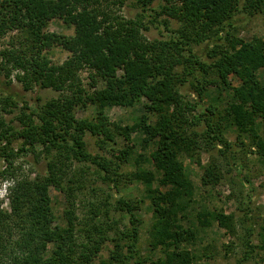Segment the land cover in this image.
Here are the masks:
<instances>
[{
    "label": "trees",
    "instance_id": "16d2710c",
    "mask_svg": "<svg viewBox=\"0 0 264 264\" xmlns=\"http://www.w3.org/2000/svg\"><path fill=\"white\" fill-rule=\"evenodd\" d=\"M139 1L143 5L151 2ZM163 1V12L178 20L181 29L175 38L147 41L140 34L144 25L108 15L98 0H0V41L14 32L8 46L0 51L1 66L16 70L15 79L25 90L37 85L60 92L40 104L37 113L22 105L18 125H7L0 118V161L6 162L0 175L11 183L10 210L0 208V249L3 243L11 242V229H18L10 252H0V264H94L107 240L113 248L107 258L100 256L98 264H129L130 260L131 264H197V256L188 246L195 244L198 230L183 224L195 191L182 158L192 156L203 142L219 146L221 152L228 151L230 144L224 138L221 121L213 118L215 108L206 109L207 114L191 115L195 107L177 88L183 80L178 78L176 68L183 65V70L195 73L192 86L199 98L205 92L204 82L218 81L230 88L233 100L225 107V114L236 127L237 136L258 138L257 120L264 121V84L256 71L264 67V41L231 37L228 46L212 50L210 56H217L212 62L217 80H209L206 75L210 65L192 51V43L200 42L215 26L221 30L231 26L239 0ZM247 2L264 14V0ZM53 18L72 26L73 34L49 31ZM52 45L68 51L62 63H53L43 52ZM82 68L89 71L91 88L101 82L99 89L89 91L83 86L78 74ZM230 74L238 78V86L230 87ZM13 100L12 94L0 96V102L9 107L6 112L18 106L19 102ZM139 102L144 113L133 125L116 127V132L126 141L131 140V132L140 133L143 146L152 148L146 160L154 163L156 171L142 165L145 159L140 154L133 158V170L120 169L119 164L129 163L133 153L128 145L116 155L121 163L90 154L83 139L86 131L113 139L115 131L105 109ZM87 104L96 106L94 120L75 116L76 108ZM149 116L155 120L149 121ZM199 124L202 131L196 129ZM16 141L19 145L14 151L11 146ZM259 143L260 151H264ZM28 153L45 160L43 171L32 178L19 175L12 165L16 155ZM72 161H89L100 168L117 195L116 207L128 216L124 229H113L114 222L95 219L85 224L96 235H90L87 241L78 239L75 187L65 184ZM218 177L214 164L203 167L202 185L215 183ZM121 180L138 181L146 187L155 218L150 243L153 249L161 247V255L154 260L145 259L138 247L141 220L135 211L139 202L119 195ZM52 186L65 197L61 221L52 209ZM196 218L201 228L216 222L228 232L234 230L233 216L221 210H201ZM109 231L114 233L110 238ZM249 233L244 244L251 251ZM261 235L264 246V232ZM247 252L237 264L248 258Z\"/></svg>",
    "mask_w": 264,
    "mask_h": 264
},
{
    "label": "rangeland",
    "instance_id": "374dc122",
    "mask_svg": "<svg viewBox=\"0 0 264 264\" xmlns=\"http://www.w3.org/2000/svg\"><path fill=\"white\" fill-rule=\"evenodd\" d=\"M100 8L112 17L122 19L137 20L143 28L140 34L147 41L169 40L177 36V31L181 29V23L163 12V0H151L150 4L143 5L139 0H98ZM264 9V6H263ZM231 26H224L218 29L206 31L200 38V42L192 43V51L197 53L198 57L206 61L210 66L207 73V79L217 80L212 62L217 58L211 57L212 50L225 48L229 45V38L236 37L244 41H251L254 38L264 41V14L260 10H255L248 6L247 0L238 1V10L230 20ZM48 30L55 33L70 36L73 34V27L67 25L60 18H53L48 24ZM14 32H8L0 41V51L8 46L11 35ZM47 54L53 63H62L69 53L61 46L52 45L43 51ZM183 65L177 66L176 72L178 78L183 81L177 84L181 95L195 107L191 115L206 113V109L215 108V115L222 123L224 138L229 142V150L221 152L219 146L203 142L199 150H195L192 156L182 158L187 176L191 179L194 186V202L190 205L183 218L185 226L195 227L198 230V237L195 244L188 246L195 252L197 264H237V262L247 252L248 258L242 264H264V246L261 235L264 227V151H260L259 141L264 146V121L257 120L258 138L243 134L237 136V130L231 124L225 114V107L231 102L232 92L230 88L215 81L207 84L202 97H198L193 90L195 73L190 74L183 70ZM260 81L264 84V67L256 71ZM16 70H9L1 66L0 59V96L6 94L13 95V101H18L16 108L12 112H6L9 109L0 102V118H3L7 125H18L17 117L23 111L22 105H28L31 110L37 113L40 104L51 98H56L60 92L51 88H40L34 85L31 89L25 90L23 85L15 79ZM80 81L89 91L99 89L102 84L97 83L96 88L90 87L89 71L82 68L79 71ZM230 87L238 86V78L230 74L228 76ZM211 105V106H210ZM29 112V110H24ZM143 103H135L132 106H110L105 109V114L114 129L113 139L108 140L100 132L95 134L86 131L83 139L86 143V149L92 155L104 157L116 163V155L125 146L133 149L129 163L119 164L120 169L130 171L134 169L133 158L140 154L145 162L142 165L156 171L152 161L148 162L151 146L144 147L143 136L138 132L130 133V141L116 132V127L131 126L137 122L138 118L144 113ZM96 106L87 104L85 107H78L75 110L77 118H86L94 120ZM190 115V117H192ZM155 118L149 116V121L153 122ZM203 126L199 124L196 129L202 131ZM3 143V142H2ZM19 143L12 144L14 151H17ZM32 153L18 154L14 157L13 168L19 175L34 177L43 171L44 158L36 157ZM209 163L215 165L218 179L215 183L202 185L201 178L203 167ZM71 172L65 179V184L75 187L74 205L78 218L76 235L81 241H87V238L95 236L91 228L85 223H91L98 219L101 222L113 224V229L122 230L128 222V216L124 211L116 207V194L103 178V172L100 168L89 162L72 161ZM118 165V164H117ZM118 165V166H119ZM6 162L0 161V171L4 169ZM118 170V167L113 165ZM13 170V169H11ZM10 181L2 178L0 175V208L9 211V189ZM156 186V185H155ZM120 189L119 195L133 203L139 202V208L135 211L140 218V232L138 236V247L142 256L147 260H154L161 255V247L153 249L151 246V228L154 223L153 208L150 205L149 196H147L146 187L138 181L121 180L118 182ZM51 205L55 215L61 221L62 212L66 206L64 194L60 189L52 186L49 189ZM201 210L213 211L221 210L224 214H231L234 220L233 232L226 231L216 222L211 226L201 228L197 222L196 213ZM104 224V223H103ZM105 226V224H104ZM12 238L10 243H3L0 252L9 253L10 247L14 246L13 241L18 237V229H11ZM249 233L252 249L249 251L244 244L246 235ZM5 233V232H4ZM114 233L109 231L108 238ZM15 248V247H14ZM112 242L105 241L99 254L102 258L108 257V250L112 249ZM94 259L93 263L98 264L101 257ZM132 260L129 261L131 264Z\"/></svg>",
    "mask_w": 264,
    "mask_h": 264
}]
</instances>
